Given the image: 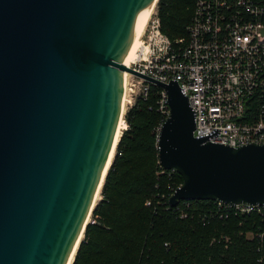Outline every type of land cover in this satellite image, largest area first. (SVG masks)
Instances as JSON below:
<instances>
[{
	"label": "water",
	"instance_id": "1",
	"mask_svg": "<svg viewBox=\"0 0 264 264\" xmlns=\"http://www.w3.org/2000/svg\"><path fill=\"white\" fill-rule=\"evenodd\" d=\"M152 1L0 0V264H65L112 142L123 69L165 89L156 156L181 176L170 204L264 201V142L192 135L177 82L123 63Z\"/></svg>",
	"mask_w": 264,
	"mask_h": 264
},
{
	"label": "trees",
	"instance_id": "2",
	"mask_svg": "<svg viewBox=\"0 0 264 264\" xmlns=\"http://www.w3.org/2000/svg\"><path fill=\"white\" fill-rule=\"evenodd\" d=\"M193 1L156 0L160 29L170 39L186 35ZM158 89L149 83L146 96L125 109L127 127L69 264H264V234L255 235L264 228V213L205 215L210 199L195 198L179 216L183 200L167 201L181 176L159 171L152 131L161 116Z\"/></svg>",
	"mask_w": 264,
	"mask_h": 264
},
{
	"label": "built area",
	"instance_id": "3",
	"mask_svg": "<svg viewBox=\"0 0 264 264\" xmlns=\"http://www.w3.org/2000/svg\"><path fill=\"white\" fill-rule=\"evenodd\" d=\"M185 30L184 37L170 39L160 29L155 0L124 64L159 81L177 82L192 110V135L233 146L264 142V0H194ZM149 83L154 82L129 71L124 128L125 109L137 96H146ZM158 87L155 102L161 116L152 127L155 141L168 114L165 89ZM159 166L168 175L176 171ZM190 199L195 198L182 199L179 216L193 205ZM249 211L264 213V201L210 199L203 214ZM263 234L264 228L255 232Z\"/></svg>",
	"mask_w": 264,
	"mask_h": 264
},
{
	"label": "bare ground",
	"instance_id": "4",
	"mask_svg": "<svg viewBox=\"0 0 264 264\" xmlns=\"http://www.w3.org/2000/svg\"><path fill=\"white\" fill-rule=\"evenodd\" d=\"M154 1L153 0L146 8L145 10L138 16V19H137V23H136V26H135V30H134V34H133V37L130 41V44L123 56V63H127V60L131 57L132 53H133V50H134V47L138 41V36L141 34L142 30H143V27H144V23L146 21V18H147V15L149 13V11L151 10V8L153 7L154 5ZM129 75V71L127 69H123L122 70V89H121V98H120V109H119V112L120 114H118V118H117V121H116V125H115V130H114V134H113V138H112V142H111V145H110V148L108 150V153H107V156H106V159H105V162H104V165L102 167V171L100 173V176H99V179H98V182H97V185H96V189L94 191V194H93V197H92V201H91V206L93 205V203L95 202V200L98 198L99 196V189H100V185L102 183V180H103V176L105 174V171L111 161V158L113 156V153H114V150H115V144H116V141L119 137V134L120 132L122 131V129L124 128L125 126V122L124 120L122 119L121 117V113L127 103V95H126V85H125V82H126V77H128ZM88 216H89V212L88 214L86 215L85 217V221L88 219ZM82 236V229H80V231L78 232L74 242H73V245L70 249V252L68 254V257L65 261V264H69V262L71 261L72 259V256H73V253L75 251V248L77 246V243L79 241V239L81 238Z\"/></svg>",
	"mask_w": 264,
	"mask_h": 264
},
{
	"label": "rangeland",
	"instance_id": "5",
	"mask_svg": "<svg viewBox=\"0 0 264 264\" xmlns=\"http://www.w3.org/2000/svg\"><path fill=\"white\" fill-rule=\"evenodd\" d=\"M98 197H99V196H98ZM95 201H96V200H95ZM89 219H90V214H89V216H88V219H87V220H89ZM246 234H247V235H249V234H250V231H247V232H246Z\"/></svg>",
	"mask_w": 264,
	"mask_h": 264
}]
</instances>
